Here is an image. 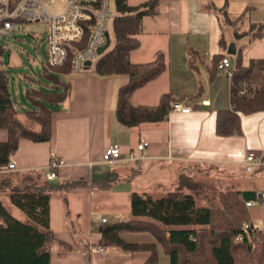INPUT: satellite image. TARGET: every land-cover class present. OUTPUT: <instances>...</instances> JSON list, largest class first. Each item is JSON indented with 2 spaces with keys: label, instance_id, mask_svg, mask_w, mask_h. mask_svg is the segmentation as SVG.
<instances>
[{
  "label": "crops",
  "instance_id": "1",
  "mask_svg": "<svg viewBox=\"0 0 264 264\" xmlns=\"http://www.w3.org/2000/svg\"><path fill=\"white\" fill-rule=\"evenodd\" d=\"M148 1L125 3L138 7ZM223 10L232 17L243 13L237 31H245L249 23L262 24L263 36L250 41L248 33L234 39L220 25ZM220 32L226 47L241 50L243 64L249 59H264V0H155L153 13L141 17L137 44L128 60L143 63L161 55L165 67L132 91L128 102L135 108L152 110L160 96L169 92L172 105L188 112L170 110L164 121L126 127L115 116L117 91L126 83V75L104 76L89 66L66 76L67 96L51 114L49 140L19 139L14 153L16 170H45L57 158L64 162L57 171L58 179L80 182L66 190L68 217L58 196L49 201L50 264H142L145 252H124L99 244L98 216L105 217L107 223L127 221L131 192L157 195L167 188L160 176L171 182L177 173L191 170L216 182L217 190L230 187L254 192L257 201L248 207V220L254 228L264 229V202L259 201L264 171L253 174L256 186L213 176L227 171L242 178V174H250L242 165L246 155L264 160V112L240 116L238 136L214 134L215 112L229 109L230 103L228 77L213 67L212 58L223 54L231 68L235 54L228 55L226 47L219 49ZM15 118L30 130L40 129L37 121L23 113ZM7 138L6 129L0 128V142ZM139 142L145 143L141 152L134 151L143 156L139 163L101 162L102 152L110 144H119L125 155ZM132 168H139L146 179L135 177L132 182L125 176ZM144 235L130 233L129 237L131 241H152L150 236L143 239Z\"/></svg>",
  "mask_w": 264,
  "mask_h": 264
},
{
  "label": "trees",
  "instance_id": "2",
  "mask_svg": "<svg viewBox=\"0 0 264 264\" xmlns=\"http://www.w3.org/2000/svg\"><path fill=\"white\" fill-rule=\"evenodd\" d=\"M113 3L115 15L110 48L99 57L93 69L104 76L126 75L127 81L119 87L115 103V116L121 124L134 127L164 121L174 101L171 93L162 94L152 110L138 109L128 102L132 91L165 67L161 55L143 63L128 60L129 52L137 44L141 17L153 13L155 0L138 7L127 6L125 0H113ZM242 15L232 17L223 10L220 25L234 39L248 33L250 41L261 38L262 24L249 23L245 31H237L236 24ZM86 37L87 34L79 48ZM218 46L222 51L226 47L222 32ZM68 50L62 66H52L48 61L42 65L43 75L51 83L50 90H25L24 97L30 106L23 108L22 113L39 123L38 131L16 120L18 111L13 104L8 77L0 67V128L6 129L8 134L7 140L0 142V264H50L49 201L58 196L68 217L66 190L80 184L58 177L47 180V169L3 171L19 139L49 140L51 114L67 96L68 85L61 82V77L72 73V48L68 46ZM240 51L237 49L233 55L228 77L230 108L214 114V134L219 137L240 135V116L264 112V59H249L243 64ZM222 57L223 54L214 55L213 67L216 68ZM260 171H264V167H255L250 174ZM202 193H209L208 204L197 203ZM255 195L252 191L230 187L209 189L195 171L179 172L169 187L157 195L131 192L128 220L99 225V244L124 252H145L147 257L142 264L155 262L156 247L165 254L168 264H264V229L252 228L245 206L246 202L251 206L257 201ZM259 201L264 202V190ZM10 207L17 209L24 219L16 217ZM242 222L248 224L245 231L241 229ZM130 233H145L152 241H131Z\"/></svg>",
  "mask_w": 264,
  "mask_h": 264
},
{
  "label": "built area",
  "instance_id": "3",
  "mask_svg": "<svg viewBox=\"0 0 264 264\" xmlns=\"http://www.w3.org/2000/svg\"><path fill=\"white\" fill-rule=\"evenodd\" d=\"M57 1L0 0V40L14 31L16 20L44 24L46 26L48 63L52 66H62L67 60L68 46H70L72 48L71 72L80 73L85 68L94 66L99 57L109 49L107 48L102 53H98V50L106 44L107 40L110 41L111 26L115 15L114 3L113 0H61L60 12L52 13L49 8L56 5ZM85 34H87L86 40L83 46L79 48L78 46ZM189 57L188 55L187 58ZM216 69L223 71L229 77L230 68L227 59H222L217 64ZM171 110L181 113L188 112L187 108H183L178 104H173ZM144 145V142H139L134 150H129L123 155L119 144L112 143L102 152L101 162L125 161L139 163L143 156L136 155L134 151L141 152ZM63 165L62 160L53 158L46 167L48 170L47 180L56 179L57 171ZM242 165L245 172H250L255 167H264V160L246 155ZM3 171H16L14 153L9 156L8 164ZM245 206L249 207V202H246ZM96 223L98 225L107 223V219L98 216ZM247 227L248 224L242 222L241 229L245 231ZM98 251H102V248L99 247Z\"/></svg>",
  "mask_w": 264,
  "mask_h": 264
},
{
  "label": "rangeland",
  "instance_id": "4",
  "mask_svg": "<svg viewBox=\"0 0 264 264\" xmlns=\"http://www.w3.org/2000/svg\"><path fill=\"white\" fill-rule=\"evenodd\" d=\"M49 8L52 13H58L61 10V0L56 2ZM112 37V33H110ZM0 46L2 48V54L0 56V67L6 72L8 77V87L11 93L13 104L18 111V114L22 113L23 108L26 109L30 104L25 100L24 93L26 89L34 88L41 90H50V81L46 79L42 72V65L47 62L46 54V26L41 23L32 22H16L14 25V31L9 36H4L0 40ZM66 76L61 77V82L66 83ZM63 86V85H62ZM190 168L186 169L189 171ZM258 174V173H254ZM222 176L224 179L230 182L241 183L244 181L249 185H258V182L253 180V174H242V178L236 173L213 174L214 177ZM125 176L132 182L135 181V177L139 179H146V174H142L140 169L132 168V170L125 173ZM161 183L167 188L170 185L169 180H165L163 176H160ZM229 177V178H228ZM206 187L209 189L216 187L217 183L212 179H203ZM208 192V191H206ZM209 193H202L197 198L198 204H208L207 200ZM212 204V203H211ZM12 213L20 218L24 219L23 215L15 208L10 207ZM143 239L149 238L148 235H144ZM157 255L153 264H168L167 257L161 251L159 247H156Z\"/></svg>",
  "mask_w": 264,
  "mask_h": 264
},
{
  "label": "water",
  "instance_id": "5",
  "mask_svg": "<svg viewBox=\"0 0 264 264\" xmlns=\"http://www.w3.org/2000/svg\"><path fill=\"white\" fill-rule=\"evenodd\" d=\"M109 46H110V41L108 39L107 42H106V44L98 50V53H102L104 50H106L107 48H109ZM226 53L228 55H233L235 53L234 47L232 45H228L226 47Z\"/></svg>",
  "mask_w": 264,
  "mask_h": 264
}]
</instances>
